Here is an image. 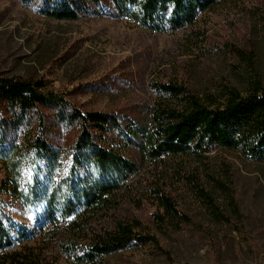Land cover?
<instances>
[{
	"label": "rangeland",
	"instance_id": "rangeland-1",
	"mask_svg": "<svg viewBox=\"0 0 264 264\" xmlns=\"http://www.w3.org/2000/svg\"><path fill=\"white\" fill-rule=\"evenodd\" d=\"M53 1L0 0V76L42 82L44 92L83 112L128 118L126 130L107 146L137 169L109 203L91 210L80 198L96 170L84 162L79 173L71 171L78 131L56 126L57 109H42L58 152L53 163L31 146L36 128L0 138V208L17 225L14 239L19 227L28 231V240L14 249L71 264L60 242H74L81 252L123 223L134 236L154 238L158 245L134 243L103 256L99 264H264V163L221 148L204 156L151 160L138 137L151 128L150 112L162 100L155 83L184 84L202 96L243 89L249 69L264 79V0H219L193 25L163 33L120 15L109 0L77 20H58L47 13ZM11 116L1 105L0 117ZM13 188L23 199L12 195ZM33 193L38 199L24 202ZM52 195L72 196L77 206L59 226L45 221ZM160 196L172 200L175 215L161 205Z\"/></svg>",
	"mask_w": 264,
	"mask_h": 264
},
{
	"label": "trees",
	"instance_id": "trees-1",
	"mask_svg": "<svg viewBox=\"0 0 264 264\" xmlns=\"http://www.w3.org/2000/svg\"><path fill=\"white\" fill-rule=\"evenodd\" d=\"M112 8L135 21L140 27L155 32H175L193 25L198 16L209 12L219 0H109ZM101 0H54L48 7V15L58 20H77L89 13L92 6H102ZM242 55L241 51H237ZM243 89L225 88L218 95L194 94L176 82L155 83L152 86L162 100L150 112L151 128L141 136L142 152L151 160L163 156H204L217 148L240 153L245 158L264 163V79L260 73L249 69ZM42 82L0 76V106L12 111L11 117H0V138L5 140L20 129L34 130L37 135L30 141L35 153L43 160L53 163L58 156L47 131V117L42 109H57L52 119L57 127L75 128L78 135L71 145L73 153L72 175L79 173L84 162L96 170V178L84 188L82 201L91 210L109 203L110 197L126 185L136 172V165L107 142L118 132H124L128 118L113 113L83 112L63 97L46 93ZM53 160V161H52ZM14 166V167H13ZM13 173L17 166H11ZM224 189L225 187L222 186ZM12 195L23 199L17 188ZM33 193L24 202L36 198ZM52 195L45 208V221L59 226L76 214L77 206L72 196ZM207 198V194L204 195ZM161 205L170 215L176 208L172 200L160 196ZM234 209V200L230 202ZM216 210L217 207L213 206ZM217 211V210H216ZM215 212V211H214ZM222 216V214H221ZM0 208V253L1 264H54L33 250L14 249L17 242L28 240V231L21 227L17 238L12 234L16 224ZM157 241L151 237H136L132 229L118 223L115 232L98 237L86 248H77L74 242L62 241L59 249L71 264H99L105 255L127 249L134 243L146 244ZM170 264H192L175 263Z\"/></svg>",
	"mask_w": 264,
	"mask_h": 264
}]
</instances>
